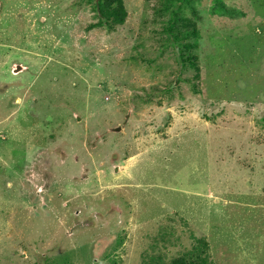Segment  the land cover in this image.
<instances>
[{
  "label": "rangeland",
  "instance_id": "obj_1",
  "mask_svg": "<svg viewBox=\"0 0 264 264\" xmlns=\"http://www.w3.org/2000/svg\"><path fill=\"white\" fill-rule=\"evenodd\" d=\"M99 2L0 0V264H264V0Z\"/></svg>",
  "mask_w": 264,
  "mask_h": 264
},
{
  "label": "trees",
  "instance_id": "obj_2",
  "mask_svg": "<svg viewBox=\"0 0 264 264\" xmlns=\"http://www.w3.org/2000/svg\"><path fill=\"white\" fill-rule=\"evenodd\" d=\"M125 0H100L98 6V19L100 20L96 27L106 26L109 29L115 28V26L122 25L127 18V12L124 6ZM143 2H151L154 0H141ZM172 1V0H169ZM187 2V0H184ZM176 13H173V17L170 19L168 26L164 29V32L169 34L174 44L180 45L179 60L184 66H188L193 69L196 73L195 79L198 78L199 67L197 65L198 58L191 54V50L197 48V43L187 42L190 36L196 38L197 31L194 28L193 23L185 22L186 24L181 29H174V24L177 21ZM104 21V22H101ZM107 24H106V23ZM185 41V42H184ZM194 91H197L195 88ZM210 256H208V245L206 240L203 238L196 239L192 249L183 252L180 256H177L170 260L169 264H213ZM145 264H163L159 259L158 262L145 263Z\"/></svg>",
  "mask_w": 264,
  "mask_h": 264
},
{
  "label": "water",
  "instance_id": "obj_3",
  "mask_svg": "<svg viewBox=\"0 0 264 264\" xmlns=\"http://www.w3.org/2000/svg\"><path fill=\"white\" fill-rule=\"evenodd\" d=\"M119 131H120V128L110 129V132H113V133H116V132H119Z\"/></svg>",
  "mask_w": 264,
  "mask_h": 264
}]
</instances>
